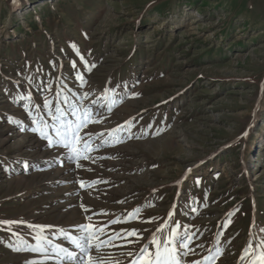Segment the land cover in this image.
<instances>
[{
    "label": "rangeland",
    "instance_id": "obj_1",
    "mask_svg": "<svg viewBox=\"0 0 264 264\" xmlns=\"http://www.w3.org/2000/svg\"><path fill=\"white\" fill-rule=\"evenodd\" d=\"M58 91L62 107L69 96L99 113L84 129L104 133L94 148L120 125L123 142L90 152L82 168L49 147L18 97L31 93L29 110L44 114ZM137 208L157 219L108 235L136 228L147 238L175 209L168 227L197 236L186 261L220 248L215 264H238L250 233L264 238V0H0V220L50 225L43 235L65 244L60 229L79 236L72 226ZM13 231L36 243L38 229ZM10 244L0 228V264L42 259ZM127 250L101 254L127 264Z\"/></svg>",
    "mask_w": 264,
    "mask_h": 264
},
{
    "label": "snow or ice",
    "instance_id": "obj_2",
    "mask_svg": "<svg viewBox=\"0 0 264 264\" xmlns=\"http://www.w3.org/2000/svg\"><path fill=\"white\" fill-rule=\"evenodd\" d=\"M73 48H75L74 45ZM73 67H75V64H73ZM86 70L90 71L91 68ZM77 79L81 81V86H83V76L77 74ZM62 95L61 91L56 93L55 104L52 99L47 98L43 102L44 114L51 119L52 123H49L44 118V114L40 113L41 105L37 104L34 106L36 115H33V111L29 110V106L32 104L31 93L18 97L19 100L27 101L23 107L28 112L33 124L37 125L30 130L38 133L42 139L47 140L49 147H63L68 153V159L76 163L77 168H82L83 165L77 161L90 159V152L106 144L123 142L117 134L124 130L125 125H120L109 131L108 136L111 139L105 138L100 144H96L94 148L93 141L103 137L104 133L85 132L84 129L89 124L102 122V119L96 118L99 113H94L91 107L72 103V98L69 96H63L64 107H62ZM88 95V93H84L79 100L82 102ZM133 95L138 94L134 93ZM115 103H118V101H112L107 106L109 111H111ZM92 104L104 107V105L99 104L98 100H93ZM125 124L130 127L131 121H127ZM49 129H51V134L48 131ZM244 135H247V132ZM99 182L91 181L89 183L81 180L80 187H91ZM149 206L152 205L149 204ZM81 207L85 211H89L87 206L81 205ZM140 213L141 209L137 208L126 216H117L104 224H78L72 226L73 229L81 233L79 236L72 235L70 231L65 229H60L59 231L63 238L68 240L78 250L79 254L59 244H53L52 240L44 236V230L51 228L52 226L50 225L27 224L23 220H0V228L8 231L15 240V244L9 245L13 247V250H27L41 254L42 259L39 262L27 261L26 264H43L44 260L50 259H56L58 264L60 262H67V264H109L111 257H105L101 254L102 249L109 247L127 248L126 252L121 253V255H126L129 258L127 264H215L216 254H219L220 248H216L215 254L210 253L208 256L203 257L202 260H184L185 257L195 254V247H192V245L195 243L197 236L195 232L180 230L181 225L178 222L175 223V226L168 227L175 214V209L169 211L167 219L159 224L147 238L143 236L142 230L136 228L120 229L108 235L107 229L110 225L128 223L133 220L142 223H154L157 219L153 217L147 220H140ZM101 214L107 215V213ZM87 219L91 221L92 217L89 216ZM229 223H231L230 219L226 221L225 226ZM13 225H26L29 229H38L33 237L36 243L34 245L29 244L19 231H13ZM261 231L264 232V229H261ZM102 236L106 238L101 239ZM115 241H121V243L116 244L114 243ZM134 244H140V247L129 248L130 245ZM196 247H200V245H196ZM53 253L54 256L52 255ZM245 261H247V264H264V238L254 242L250 233V239L241 251L238 264H245ZM116 264H123V261H116Z\"/></svg>",
    "mask_w": 264,
    "mask_h": 264
},
{
    "label": "bare ground",
    "instance_id": "obj_3",
    "mask_svg": "<svg viewBox=\"0 0 264 264\" xmlns=\"http://www.w3.org/2000/svg\"><path fill=\"white\" fill-rule=\"evenodd\" d=\"M65 242V241H64ZM54 244H59L65 248H68L69 250L71 251H76L77 254H79L78 250L75 249L70 243L69 241H66L65 244H62L61 242H55ZM54 256V255H53ZM49 264V263H48ZM50 264H58L57 260L56 259H51V263ZM60 264H67V262H60Z\"/></svg>",
    "mask_w": 264,
    "mask_h": 264
},
{
    "label": "trees",
    "instance_id": "obj_4",
    "mask_svg": "<svg viewBox=\"0 0 264 264\" xmlns=\"http://www.w3.org/2000/svg\"><path fill=\"white\" fill-rule=\"evenodd\" d=\"M134 51H135V49L132 51V53H133ZM132 53H131V54H132ZM117 91H118V90H117Z\"/></svg>",
    "mask_w": 264,
    "mask_h": 264
}]
</instances>
